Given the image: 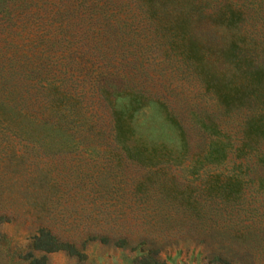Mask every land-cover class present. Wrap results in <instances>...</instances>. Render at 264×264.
<instances>
[{
  "label": "trees",
  "instance_id": "trees-1",
  "mask_svg": "<svg viewBox=\"0 0 264 264\" xmlns=\"http://www.w3.org/2000/svg\"><path fill=\"white\" fill-rule=\"evenodd\" d=\"M96 244L264 264V0H0V254Z\"/></svg>",
  "mask_w": 264,
  "mask_h": 264
},
{
  "label": "rangeland",
  "instance_id": "rangeland-1",
  "mask_svg": "<svg viewBox=\"0 0 264 264\" xmlns=\"http://www.w3.org/2000/svg\"><path fill=\"white\" fill-rule=\"evenodd\" d=\"M7 229H9V231L12 230L10 226H7ZM86 254L83 260L78 261L74 256H70L64 251L56 250L47 252L45 254V259L47 264H125V261L121 258V251L119 249H114L105 245H90L86 250ZM170 257L173 258H167L164 264H203L201 260L197 263L196 259L183 263L181 261L184 259L182 252L179 255H175L173 250L170 251ZM4 262L5 256L1 253L0 264H4Z\"/></svg>",
  "mask_w": 264,
  "mask_h": 264
}]
</instances>
